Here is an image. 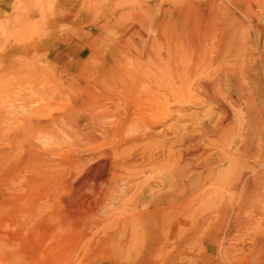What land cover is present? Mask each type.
Wrapping results in <instances>:
<instances>
[{
  "label": "bare ground",
  "instance_id": "obj_1",
  "mask_svg": "<svg viewBox=\"0 0 264 264\" xmlns=\"http://www.w3.org/2000/svg\"><path fill=\"white\" fill-rule=\"evenodd\" d=\"M125 1L87 14L81 76L42 79L37 96L23 78L35 96L21 89V105L0 113V142L26 154L13 163L0 148L12 183L28 173L1 218L18 252L77 244V256L101 243L122 264L172 248L197 212L206 222L221 205L230 233L257 221L244 211L264 199V0H244L245 12L238 0ZM177 105L215 113L166 128Z\"/></svg>",
  "mask_w": 264,
  "mask_h": 264
},
{
  "label": "rangeland",
  "instance_id": "obj_2",
  "mask_svg": "<svg viewBox=\"0 0 264 264\" xmlns=\"http://www.w3.org/2000/svg\"><path fill=\"white\" fill-rule=\"evenodd\" d=\"M130 1L132 0L125 1L127 7H129L130 3L133 6L137 5L139 0H133V4ZM238 1L241 2V9L245 12L246 7L243 2L244 0ZM160 2L161 0H141L138 4L144 6V3H146L153 6L158 5ZM111 3L112 0H8V3H2L0 0V113L3 114L4 110L14 111L16 110V106L21 105L18 101L15 102L17 91L19 92L23 89L18 86L21 80L26 81L28 78L37 80L38 83L34 86L37 96V93H39L38 91L42 89L48 90V87L42 84V79L51 82L59 77L66 80L72 76H81L80 74H82V72L84 73L85 69L83 68V70H80L81 65H78L77 62L81 61V59L83 61H88L91 55L89 49L82 52V48L80 47L81 43H83L82 30H84V26H86L84 23H87L85 18L87 14L92 15L95 14V12L97 14L100 9L105 12L109 9H113L114 7ZM85 31L88 32V29L86 28ZM96 52L99 53L97 48ZM104 57L105 56L102 55L99 61L101 64L104 62ZM97 63L93 64H96V70L99 68V72L100 65ZM93 64L90 62V65ZM88 68L91 69V66ZM39 82L41 83L39 84ZM27 86L29 87L30 85L26 84L25 87L27 88ZM26 88L24 89L26 92L30 93L29 96H35L34 91H28ZM37 105L38 104H36V106ZM178 106L179 105L174 106V108L172 107L171 114H169L168 120H166V128L180 129L193 123L195 120L194 115H205L210 112V110L211 113H215V111H212L211 107H185L184 109V107L179 108ZM68 109H70L69 106ZM20 110L21 109H19V111ZM20 114H26L25 110L23 112L20 111ZM84 124H86V122ZM84 124L82 123V125ZM12 130H15L14 126ZM162 139L164 138L159 140ZM8 146L9 141L5 140L4 142H0V148H6L8 152L14 150L15 159H12L13 163L21 162L26 159L24 150H18L15 145L13 148ZM3 164H5L4 161ZM0 169V208H3L8 216H0L1 228V222L10 218L9 216H11L13 211L12 207L15 205L14 198L10 199L8 197L12 198L15 194L24 197L25 191H28L27 188L22 190V186L25 184L24 179L28 176V173L21 174L19 177L20 179L12 183V181H10L12 176H10L11 174H9L10 172L8 171L11 168L7 167ZM16 169L18 170L19 168ZM7 183L9 186H6ZM4 198L8 199V201L4 202ZM256 202L259 203L247 206L245 209L246 212L244 211L245 214L243 213L246 218H250L251 216V222L254 223L257 220L254 224L258 226L256 227L254 225L252 227L253 229L243 226L234 230L232 229L231 233L228 232L229 229L227 228L232 226V222L227 221V218H225L223 214L224 207H220V205L212 210V214L208 217L206 222L203 221V215H199L201 213H195V222L193 223L191 231L184 237L175 239L173 241V249L171 246H166L165 249L161 250L160 253L162 252L163 255H159V251L152 250L145 252L143 256H134L130 259L128 258V261H123L121 263L264 264V199L261 203L257 200ZM8 205H10L9 208ZM232 207H234L232 209L233 211L237 209L235 208L237 207L236 204ZM255 213L260 215L259 218L258 216L255 217ZM1 218H3V220ZM29 220H31L29 221V225L33 227L34 222L32 223V219ZM7 234L2 233L0 236V264L114 263L113 260L109 258L111 253L102 246L101 243L95 244V247L89 250L90 252L86 251L84 254L78 252L77 256L75 255L77 252L75 248L78 247L77 244L74 245V249L71 247L63 249L61 246L62 249H57L59 251H55L56 253L54 252L53 254L46 252V249H44L46 253L41 251L42 254L40 251H32L31 249L25 252H18L15 245H13L14 243L10 242L11 239L9 236L7 240ZM27 236L28 235L25 237ZM77 242L74 241L73 243L75 244ZM170 248L172 250L169 253L165 251ZM156 254L159 256L157 255L155 257ZM84 255L86 256L85 258ZM133 258L134 260H132Z\"/></svg>",
  "mask_w": 264,
  "mask_h": 264
},
{
  "label": "crops",
  "instance_id": "obj_3",
  "mask_svg": "<svg viewBox=\"0 0 264 264\" xmlns=\"http://www.w3.org/2000/svg\"><path fill=\"white\" fill-rule=\"evenodd\" d=\"M2 3H8V0H1Z\"/></svg>",
  "mask_w": 264,
  "mask_h": 264
}]
</instances>
